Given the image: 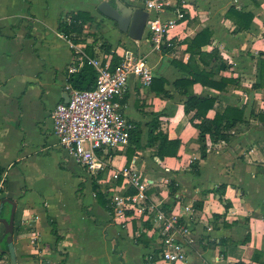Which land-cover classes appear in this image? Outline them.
Listing matches in <instances>:
<instances>
[{"label":"crops","instance_id":"crops-1","mask_svg":"<svg viewBox=\"0 0 264 264\" xmlns=\"http://www.w3.org/2000/svg\"><path fill=\"white\" fill-rule=\"evenodd\" d=\"M128 1L144 8L142 0ZM100 2L0 0V167L5 169L0 201L17 203L15 258L7 252L3 261L149 264L146 257L158 248L157 238L136 222L129 228L113 222L112 212L99 202L93 187L109 190L116 183L109 181L113 170L130 166L152 181L148 192L153 199H163L181 212L186 207L182 213L191 228L186 237L188 264H264V83L254 87L264 59V0H169L168 9L159 13L162 18H173L176 6L187 13L167 37L171 45L165 43L164 50L156 48L146 32L135 41L112 29L111 20L98 11ZM232 6L253 14L248 28L240 29L226 16ZM78 10L89 11L102 31L97 35V25L87 23L77 37L88 55L112 63L114 53L120 61L125 49H133L145 56L153 71L151 86L131 76L121 99L127 120L140 132L141 147L130 141L126 150L115 151L101 176L92 175L67 154L50 118L53 108L65 101L68 78L74 73L69 68L82 69L78 52L73 53L71 41L59 32L60 19ZM204 29L211 32L212 43L202 50H219L230 65L215 70V79L235 81L224 89L197 82L193 92L216 98L208 117L232 106L243 110V121L231 131L229 141L213 142L207 136V156L201 159L199 131L190 122L194 112L185 113L187 96L173 83L191 77L193 69L215 66L197 54L191 56L185 41ZM104 42L111 46L110 53L102 47ZM155 120L158 130L181 140L177 156L153 157L157 148L148 143ZM128 152H133L130 162ZM194 160H199L198 172L191 168ZM171 182L176 199L170 196ZM220 184L227 185L222 199L212 191ZM6 205L12 208L5 202L1 217ZM5 235L0 222L1 247Z\"/></svg>","mask_w":264,"mask_h":264},{"label":"built area","instance_id":"built-area-1","mask_svg":"<svg viewBox=\"0 0 264 264\" xmlns=\"http://www.w3.org/2000/svg\"><path fill=\"white\" fill-rule=\"evenodd\" d=\"M142 1L149 12L146 35L161 49L172 31L186 20L187 12L185 7L176 6L175 16L164 19L159 13L168 9L169 0ZM72 45L79 53V66L88 64L95 68L96 82L88 89L67 85L68 101L59 102L50 118L67 154L92 175L99 176L115 151H124L130 144L133 125L127 120L121 103L130 77L137 76L144 86H151L153 71L145 56L133 49H125L120 62L113 66L110 60L88 55L80 43ZM76 70V67L69 68L70 72ZM112 179L116 183L104 190L111 201L112 221L123 228L136 222L142 231L157 238L158 248L150 251L147 262L188 264L186 237L190 236L191 228L182 213L186 207L181 208L182 212L165 208L163 199L148 195L152 181L130 166L113 170ZM131 189L135 192L131 193Z\"/></svg>","mask_w":264,"mask_h":264},{"label":"trees","instance_id":"trees-1","mask_svg":"<svg viewBox=\"0 0 264 264\" xmlns=\"http://www.w3.org/2000/svg\"><path fill=\"white\" fill-rule=\"evenodd\" d=\"M228 18H231L234 20V22L240 26V29H246L251 24V19L253 18V14L249 12L239 11L234 6H232L228 13L226 14ZM96 20L94 16L89 11L84 10H78L69 12L66 15V18H61L59 21V32L65 36L67 39L71 41L72 44L79 43L78 36L82 35L84 26L87 23H92L97 25L95 23ZM98 26V25H97ZM0 34H2V31L0 29ZM186 43H188V51L191 53V56L199 55L201 61H203L205 64L210 65V61L214 62L215 66L212 67L210 70H206L205 68L200 69H193V74L191 77H182L174 81L173 85L182 91L184 95L187 96V99L184 103V109L185 113L189 114L191 112H194L193 116L190 119L191 124L198 129L199 131V141H200V153L201 159L206 158L207 156V136L210 137V139L213 142L218 141H229L232 137L231 131L234 129V127L237 125L238 122L243 121V110L227 106L224 109H218L216 112V115L211 118L208 117V112L214 108L216 98L211 96H201L196 95L193 92V85L195 83H202L205 86L208 87H214L218 89H224V86L226 84H229L231 82H234L235 79L232 78H222L220 81H217L215 79V70H221V69H227L230 67L229 63L223 60L222 55L220 54L219 50L213 49L211 52H205L202 50V47L205 45H208L212 43L211 39V32L208 29H204L201 32L197 33L194 38H188L185 40ZM102 47H104L107 51V53H110L111 46L104 42L102 44ZM162 50L167 49V47L163 46L161 48ZM73 53L76 55L77 50L73 47ZM79 54V53H78ZM77 54V55H78ZM119 58L116 56V54H113V62L112 65L115 66L117 63H119ZM97 78V72L94 67L91 65L85 64L82 69L78 72L71 73L69 75V83L74 87L78 89H88L94 86ZM260 82L258 84H255L254 87H262L264 83V59L261 60L260 64ZM161 82H165L163 79H159ZM164 94H167L165 90H162ZM156 119V118H155ZM159 124L157 120L151 124V130L149 134V146H154L157 148V151L153 154V157H159L160 159H164L168 156H177L178 150L181 144L180 139H170L167 134L162 132L161 130H158ZM140 132L134 130V128L131 129L130 132V141H135L136 148L141 147L139 144V135ZM130 145V144H129ZM129 147V146H128ZM135 151V150H134ZM133 156V152H128V162H130L131 158ZM191 168L193 171L198 172L199 168V160H194L191 163ZM4 173L5 169L3 167H0V184L3 181L2 185L3 187H0V193L4 191ZM120 183V181H119ZM96 196L101 202V204L107 208L109 211L112 212V205L111 201L108 198L107 193L103 192L98 188L96 184L93 185ZM227 185L226 184H220L218 187L213 189L212 191L218 193L220 195V198L222 199ZM170 196L176 199V187H174V182L170 183ZM131 193L135 192V189H131ZM148 195H150V192H148ZM3 200H6L3 198L0 202ZM229 203H226L225 205L228 207ZM165 208L171 209L172 206L170 204L166 203L164 205ZM50 225L52 226V232L54 235L57 236L59 239L60 236L57 232L56 224L51 221L49 218ZM4 237H7L5 235ZM250 238V234H248L245 241H247ZM5 239V238H4ZM8 252V245L7 241L5 239V247L0 246V264H7L3 261L5 255ZM59 264H64V261H62Z\"/></svg>","mask_w":264,"mask_h":264},{"label":"water","instance_id":"water-1","mask_svg":"<svg viewBox=\"0 0 264 264\" xmlns=\"http://www.w3.org/2000/svg\"><path fill=\"white\" fill-rule=\"evenodd\" d=\"M98 11L117 23L118 29L126 33L132 40L140 41L145 35L149 12L142 7H130L121 0H116L113 4L109 0H102L98 5ZM65 102L68 101V94L64 97ZM5 202H8L11 208L10 218H2L1 213ZM17 203L7 199L0 202V222L5 226L7 234L8 252L15 258L13 234H14V219Z\"/></svg>","mask_w":264,"mask_h":264},{"label":"rangeland","instance_id":"rangeland-1","mask_svg":"<svg viewBox=\"0 0 264 264\" xmlns=\"http://www.w3.org/2000/svg\"><path fill=\"white\" fill-rule=\"evenodd\" d=\"M102 1V0H101ZM122 2H124L125 4H127L128 6H130V7H132V8H134V5H133V3L131 2V1H128V0H121ZM101 14V13H100ZM102 15V14H101ZM103 16V15H102ZM111 20V19H110ZM111 21H113V20H111ZM111 21H109L110 23V26H111V28L112 29H115V28H118L117 27V23H115L114 21L113 22H111ZM97 23V29H96V31H97V35H101V33H102V31H101V29H100V24L98 23V22H96ZM110 35V34H109ZM110 37H111V39H113V37L114 36H111L110 35ZM119 151H122V150H119ZM102 174H104V173H102ZM100 176H101V174H100ZM109 181H113L114 182V179H112V175L110 176V180ZM111 191H112V189H111ZM10 212H11V207L9 206V205H6L5 206V211L3 212V217L2 218H6V219H9L10 218ZM41 227H42V225H40ZM5 244V243H4Z\"/></svg>","mask_w":264,"mask_h":264}]
</instances>
